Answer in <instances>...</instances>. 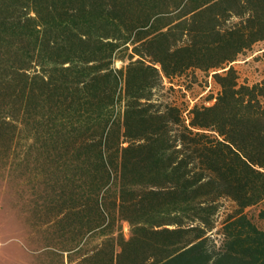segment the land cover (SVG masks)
Listing matches in <instances>:
<instances>
[{"label": "trees", "instance_id": "obj_1", "mask_svg": "<svg viewBox=\"0 0 264 264\" xmlns=\"http://www.w3.org/2000/svg\"><path fill=\"white\" fill-rule=\"evenodd\" d=\"M258 47L264 0H0V174L38 177V264H264Z\"/></svg>", "mask_w": 264, "mask_h": 264}, {"label": "rangeland", "instance_id": "obj_2", "mask_svg": "<svg viewBox=\"0 0 264 264\" xmlns=\"http://www.w3.org/2000/svg\"><path fill=\"white\" fill-rule=\"evenodd\" d=\"M259 48L255 54L261 56L259 60L252 56L248 63L238 64L243 75L252 82L264 79V53L259 51ZM118 66H121V63H118ZM212 88L216 89V86L212 85ZM203 92L201 86L196 85L193 92L187 96L181 93L174 96L194 104L197 101L194 97H199ZM32 178L35 181L38 177L34 174H0V264H38L33 252L39 247V242L33 233L31 203L35 187ZM125 229L128 232L127 225Z\"/></svg>", "mask_w": 264, "mask_h": 264}]
</instances>
